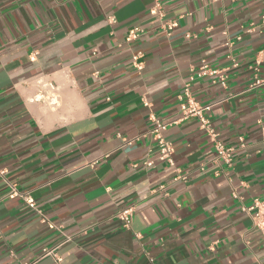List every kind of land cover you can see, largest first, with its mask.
<instances>
[{
	"label": "crops",
	"instance_id": "0c3cea01",
	"mask_svg": "<svg viewBox=\"0 0 264 264\" xmlns=\"http://www.w3.org/2000/svg\"><path fill=\"white\" fill-rule=\"evenodd\" d=\"M154 3L0 0V264H264V0Z\"/></svg>",
	"mask_w": 264,
	"mask_h": 264
},
{
	"label": "built area",
	"instance_id": "2783aa9c",
	"mask_svg": "<svg viewBox=\"0 0 264 264\" xmlns=\"http://www.w3.org/2000/svg\"><path fill=\"white\" fill-rule=\"evenodd\" d=\"M154 10L157 12L159 9V0H154ZM176 23L174 20H166L163 23V27L170 30L172 29ZM140 30L138 28H133L128 33V38H135L137 34H139ZM211 71L206 64H202L197 72V77H202L207 74H211ZM264 83V78L256 77L255 80L250 84V87H254ZM188 87V86H187ZM185 94L189 95V88H185ZM189 104L187 106L182 105V113L184 116L196 114L200 116V108H197L195 104L189 99ZM201 122L204 123L205 120L200 116ZM168 122L155 121L154 126L151 128L150 133L154 136V140L157 146V154L155 156L156 160L164 161L169 165L173 166L174 161L172 158V145L171 143L163 136V131L166 129ZM213 148L215 151V156L217 159L223 160L225 163L229 164L231 162V151L232 148L226 147L220 140H213ZM154 160H145L144 165L150 166L152 165ZM16 191L13 190L12 194H15ZM248 210L252 211V219L254 226L264 234V198L261 200H255L253 205L248 208ZM132 212V208H125L120 210L117 213V216L123 222L125 227H128L130 224V214Z\"/></svg>",
	"mask_w": 264,
	"mask_h": 264
}]
</instances>
